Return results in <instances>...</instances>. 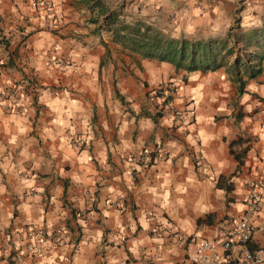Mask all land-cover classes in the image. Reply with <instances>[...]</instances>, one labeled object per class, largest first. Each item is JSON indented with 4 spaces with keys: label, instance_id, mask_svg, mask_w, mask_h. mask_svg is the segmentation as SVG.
<instances>
[{
    "label": "crops",
    "instance_id": "1",
    "mask_svg": "<svg viewBox=\"0 0 264 264\" xmlns=\"http://www.w3.org/2000/svg\"><path fill=\"white\" fill-rule=\"evenodd\" d=\"M103 2L173 38L264 24V0ZM88 18L75 0H0V264H186L199 241L225 239L264 158V61L238 95L224 69L129 57ZM249 244L264 261V213Z\"/></svg>",
    "mask_w": 264,
    "mask_h": 264
},
{
    "label": "trees",
    "instance_id": "2",
    "mask_svg": "<svg viewBox=\"0 0 264 264\" xmlns=\"http://www.w3.org/2000/svg\"><path fill=\"white\" fill-rule=\"evenodd\" d=\"M75 5L89 13L88 23L95 26L94 31L103 30L105 25L109 43L117 46L129 57L165 63L175 72L183 71L185 74L207 73L222 68L235 85L238 95L243 93L247 80H255L262 73L264 24L245 33H237L236 28H231L220 38H173L143 20L126 19L120 8L111 10L103 0H75ZM99 42L107 48L104 42ZM155 97L161 100V108L156 109L152 117L153 124L162 116L161 109L170 100V96L164 95L160 90L156 92ZM247 142L242 137H237L227 144L229 154L236 163L235 170L243 163L248 149L245 145ZM233 146H240V149L236 151ZM221 181L218 180L217 187H221ZM224 190L230 191V186L224 187ZM247 245L250 250H255L249 242Z\"/></svg>",
    "mask_w": 264,
    "mask_h": 264
},
{
    "label": "built area",
    "instance_id": "3",
    "mask_svg": "<svg viewBox=\"0 0 264 264\" xmlns=\"http://www.w3.org/2000/svg\"><path fill=\"white\" fill-rule=\"evenodd\" d=\"M176 93V90L170 89L166 95L172 96ZM5 97L15 103L19 100V92L17 89L7 90ZM12 109L14 110V108ZM170 116L174 122L179 124H183L185 121L184 117L178 113H170ZM259 213H264V158L260 160L257 174L248 187L244 198V210L227 232L225 239L222 241L206 239L199 241L194 251L188 256L186 264H264L259 252L250 250L247 245L252 234L253 220ZM31 238L34 243H37L40 240V235L34 233ZM237 247L240 248L238 256L231 259L229 254L234 252ZM24 250L35 259L39 257L31 245L25 246Z\"/></svg>",
    "mask_w": 264,
    "mask_h": 264
},
{
    "label": "rangeland",
    "instance_id": "4",
    "mask_svg": "<svg viewBox=\"0 0 264 264\" xmlns=\"http://www.w3.org/2000/svg\"><path fill=\"white\" fill-rule=\"evenodd\" d=\"M156 109H157V110H159V108H158V107H156Z\"/></svg>",
    "mask_w": 264,
    "mask_h": 264
}]
</instances>
